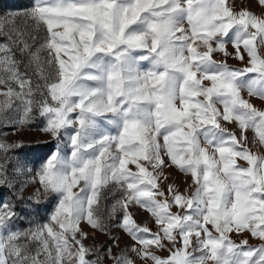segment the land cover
<instances>
[{
    "label": "snow or ice",
    "instance_id": "snow-or-ice-1",
    "mask_svg": "<svg viewBox=\"0 0 264 264\" xmlns=\"http://www.w3.org/2000/svg\"><path fill=\"white\" fill-rule=\"evenodd\" d=\"M14 3L0 13V126L28 124L36 110L56 144L30 176L9 155L22 143L0 139V190L10 192L0 191V264H102L105 254L111 264H264V154L245 135L264 146V109L250 99L264 102V14L232 0ZM170 167L191 177L183 193L161 187ZM29 183L39 184L29 201L55 197L56 207L49 223L13 231ZM110 184L122 196L102 212ZM82 223L110 243L94 252ZM112 227L133 241L115 254ZM245 232L261 243L233 239Z\"/></svg>",
    "mask_w": 264,
    "mask_h": 264
},
{
    "label": "rangeland",
    "instance_id": "rangeland-1",
    "mask_svg": "<svg viewBox=\"0 0 264 264\" xmlns=\"http://www.w3.org/2000/svg\"><path fill=\"white\" fill-rule=\"evenodd\" d=\"M233 5L237 11H239L241 8H247L251 12L262 15L264 14V8H262L258 4V0H232ZM14 7H18L17 4L14 3V0H0V13H3L5 10L12 9ZM43 31L37 33V36H43ZM0 42H3V38H0ZM39 42V41H38ZM227 50L229 52H234L233 47L231 44L227 45ZM214 59L222 60L224 59L223 55L220 53L214 54ZM247 61V56L245 54V62ZM227 62L229 65L233 67L242 68L244 67V62H241L239 60L228 58ZM207 83V82H206ZM245 97H247V93H243ZM2 98V97H0ZM251 103H253L254 106H256L259 109H264V102L259 100L258 98H250ZM15 119H19L20 116H22L21 113H15L13 114ZM33 119L30 123L25 125L17 126L15 124L10 125L9 127L5 128L3 126H0V133H7V135H0V139L5 140L8 143H22V147L14 149L9 155L19 157L24 163L28 165V167L32 168L33 172L31 175H34L35 172L39 169L40 165L44 162V160L47 158L48 155L51 154V152L54 150V146L56 144V141L53 140V138L50 136V134L45 133L42 131V129L46 125V121L43 117H41L38 113V111L34 110L33 113ZM224 126H226L230 131H236L238 134V128L235 123L233 124H227L225 122H222ZM15 130L14 129H17ZM245 135L248 137L247 146L251 149L252 152L258 153V154H264V146H260L258 143H253L254 140V132L252 130H248ZM63 144L65 145V153L67 155L71 154V149L67 147L68 141L65 139L63 141ZM239 164L247 166L246 162L244 161H238ZM130 168H132L133 171H135L134 165H129ZM165 176L168 177L166 181L161 185V187L166 189L167 184H174L175 187L180 191L184 192L186 188L189 187L191 184V177L184 175L181 173L178 169L175 167H170L165 169ZM39 187L38 183H29L23 190V197L24 200L27 203H21L16 202V211L20 214L21 218L15 219L13 223L11 224V228L13 231L16 230H24L28 229L30 227H35L36 225H43L50 222V217L53 214L55 207H56V199L55 197H44L41 196L39 203H35L33 201H29L28 197L32 196L35 190ZM3 192V195L5 197H8L10 195V192L8 189H2L0 190ZM191 192V189H189V194ZM122 196V192L118 187H115L113 185H109L107 189L104 190V193L101 197L100 201V209L101 211L105 210H111L112 205L116 203L118 199H120ZM130 211L132 213L133 218L136 220V222L140 225H144L147 223V225L155 230L156 225L152 221V218L150 214L140 208L137 205H132L130 207ZM172 211H176L175 208L172 209ZM117 216L120 215L119 210H117L116 213ZM81 227L84 231L88 232L89 238L84 241V243L92 247L94 252L97 248L100 246H107L110 243L109 236L101 234L99 232H96L95 230L91 229L86 223H82ZM110 234L112 236L117 237V243L118 247L113 246V254L119 252L121 249H125L126 247L133 244V241L131 238L125 233L121 228L118 227H112ZM241 238H247L248 243L250 246H258L261 241L258 239H255L251 237V235L247 232L243 234L242 237L233 235V239L239 242ZM35 244L32 245L33 248H35ZM129 255L136 259L134 253H129ZM158 255L161 256H167V251H159ZM43 258V257H41ZM90 259L95 260L97 257L95 254H92L89 256ZM102 264H111V261L107 259V255H104V258L102 260ZM136 264H142L141 261L136 260Z\"/></svg>",
    "mask_w": 264,
    "mask_h": 264
}]
</instances>
